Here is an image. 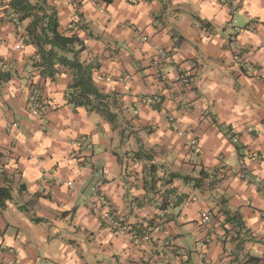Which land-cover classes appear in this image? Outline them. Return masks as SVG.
Returning a JSON list of instances; mask_svg holds the SVG:
<instances>
[{
	"label": "crops",
	"instance_id": "crops-1",
	"mask_svg": "<svg viewBox=\"0 0 264 264\" xmlns=\"http://www.w3.org/2000/svg\"><path fill=\"white\" fill-rule=\"evenodd\" d=\"M9 1L0 264H264V0H45L113 123L69 102L70 69L33 65ZM101 198L137 239L92 213Z\"/></svg>",
	"mask_w": 264,
	"mask_h": 264
},
{
	"label": "trees",
	"instance_id": "trees-1",
	"mask_svg": "<svg viewBox=\"0 0 264 264\" xmlns=\"http://www.w3.org/2000/svg\"><path fill=\"white\" fill-rule=\"evenodd\" d=\"M9 5L19 21L29 20L25 27L27 40L36 47L39 57L33 65L51 78L57 72L56 64L70 69L73 77L69 85V102L95 111L111 123L115 122L117 114L110 110V96L94 85L90 69L78 59L83 42L75 34L60 32L55 8L45 0H10Z\"/></svg>",
	"mask_w": 264,
	"mask_h": 264
},
{
	"label": "built area",
	"instance_id": "built-area-1",
	"mask_svg": "<svg viewBox=\"0 0 264 264\" xmlns=\"http://www.w3.org/2000/svg\"><path fill=\"white\" fill-rule=\"evenodd\" d=\"M15 22L18 23L17 20H15ZM26 40H27V36H26ZM36 93H37L36 88H32L30 91L29 100H34ZM168 98H171V96H169ZM173 118L174 117L172 116L169 119L171 120ZM78 144H81V142H79ZM188 145L192 149L193 153H199L200 147L197 142V139L195 138L190 139ZM43 179L45 181L47 178H43ZM90 208L92 213L100 220V222L104 224V226L107 229H109V231L113 235L124 236L127 238H134V239L138 238L139 234L137 230L135 228H132L131 225L126 223L124 220L116 218L114 214L110 211V209L107 208L105 201H103L102 198L97 199V201L94 204H92ZM262 215L264 216V211ZM202 217L204 219H207L208 216L205 212H203Z\"/></svg>",
	"mask_w": 264,
	"mask_h": 264
}]
</instances>
